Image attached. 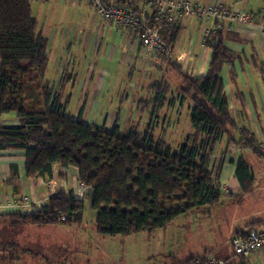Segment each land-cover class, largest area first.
I'll use <instances>...</instances> for the list:
<instances>
[{"label": "trees", "instance_id": "obj_1", "mask_svg": "<svg viewBox=\"0 0 264 264\" xmlns=\"http://www.w3.org/2000/svg\"><path fill=\"white\" fill-rule=\"evenodd\" d=\"M31 1L0 0V116L12 114L17 121V125L0 127V151L24 152L27 179L50 181L54 166L75 168L77 182L91 191L89 207L99 235L126 238L152 234L166 229L182 215L219 203V170L212 175L209 167L214 146L223 138L237 148L264 156L249 132H239L241 137L234 139L238 127L230 117L219 78L223 67L233 60L223 43L239 42L238 36L216 30L204 41L211 58L207 72L199 78L189 76L166 53L158 55L181 81L177 89L181 99L191 104L192 133L172 151L164 139H154L148 130L141 133L135 125L126 131L117 125L100 128L66 114L47 87L49 82L44 81L48 42L32 17ZM117 2L135 11L139 6L128 0ZM150 13L147 12L146 22L159 31L161 42L169 50L179 34L178 23L166 27ZM150 87L152 101L139 107L147 109L153 105L158 111L166 103L170 86L161 79ZM27 93L29 99L25 98ZM236 175L245 188L250 173L243 159L237 163ZM17 183L15 171L10 184L17 188ZM84 210L86 201L57 189L47 204L33 213L0 215V225L11 231L27 226H69L77 223ZM5 246L8 243L0 248ZM197 260L205 263L208 259L193 257L183 264ZM6 262L5 254L0 255V264Z\"/></svg>", "mask_w": 264, "mask_h": 264}, {"label": "crops", "instance_id": "obj_2", "mask_svg": "<svg viewBox=\"0 0 264 264\" xmlns=\"http://www.w3.org/2000/svg\"><path fill=\"white\" fill-rule=\"evenodd\" d=\"M190 1L201 7H208L216 3L226 4L225 6L230 8L243 5L246 8L243 9L251 15L254 21L260 22L263 20L264 24L263 0ZM49 3L50 6L46 11L49 24L46 29H44L45 27L41 29L38 27V29L48 42L46 51L48 67L44 81L49 82L47 87L52 91L53 98L55 97L54 99L58 105L73 120L78 119L85 125H100L103 128H111L116 124L122 131H126L138 121L142 124V127L148 122L149 127H147V130L148 132L151 131L150 134H152L155 127L154 119L157 122V119L162 116L163 122V117L167 112L165 107L160 109L159 113L165 110L162 114H156L157 109L153 107L152 112L147 117L138 113L139 108L133 111L126 109L132 101L137 102L138 106L149 104L152 101V97L149 98L151 95L150 86L145 87L142 91L147 98L142 100L133 98V95L130 94L131 91L125 92L129 94L124 95V91L121 87H118L120 90L115 94L117 107L114 113L111 112L110 107L105 106L103 93L107 91L108 84L111 81L115 86H121L124 82L128 84L126 79L131 78L128 77L130 71L132 75V71L140 72L145 68H151L152 62L156 61L158 56L147 61V67H141L140 65L144 61L142 59V47L135 34L130 29L109 24L102 18L96 17L87 0H51ZM177 25L180 27V31L176 42L170 48L172 61L181 66L182 64L176 60H183L187 69L183 66L182 69L188 71L189 75L194 78L204 76L208 70L211 51L199 39L201 23L195 18H191L178 22ZM239 40V42L224 41L223 47L230 52L233 60L223 67L219 75L223 83L230 117L238 127V131L233 133V137L237 140L241 137L239 132L247 131L255 138L258 145L264 144V36L255 34L249 38L239 37ZM73 43L75 44L74 49L81 54V57L72 52ZM106 65L107 67H105ZM131 87L133 88L130 89ZM129 89L137 90V84L131 82ZM138 90H142V88L140 87ZM172 94H175V91ZM106 100L113 101L109 98H106ZM186 101L187 108H189L187 113L189 118L191 104L189 100ZM176 102V106L179 108V106H183L184 100L179 97ZM123 104H125V107H122ZM146 119L148 121L145 122ZM14 125H17L15 115L0 116V127ZM157 128L156 132L159 137L153 134L154 138L166 140V137H164L166 131L162 127V123ZM191 131L190 128V133H186L183 138L182 136L180 138L184 140L192 133ZM245 150L250 151L264 161V156L256 155L253 151L240 146L237 148L232 143H226L224 138L214 146L212 151L209 170L215 172L219 170V183L222 189L219 204L221 207L225 204L231 207L227 208L228 212L214 215L225 224L227 231L223 237L217 234L210 218V212L205 219H202V231L206 236L207 246L202 248L203 254L201 256H205L206 259L223 260L226 264H242L243 262L245 264H264V252L242 257L244 259L240 260V257L233 255L231 248V239L237 234H242V232L246 234L252 229L256 230L253 224H262L261 222L264 221L263 215H261L264 214V181L257 182V177L250 167V162L240 158L241 156L244 157ZM213 157L215 159L212 164ZM239 158L243 159L249 168L250 180L245 182V188L240 185L236 175ZM218 162L220 164L214 168L213 166ZM24 166L23 151H0V198L9 195L17 203L16 207L8 208L5 206L0 208V215L15 212L20 214L33 213L40 207L45 206L48 198L57 189L71 193V196L76 200L86 201V211H91L86 197L87 195L90 196V193L77 187V170L75 168L60 169L54 166L52 179L44 181L42 178L27 179ZM15 171L18 177V191L10 184ZM55 183L58 188L51 189V185ZM16 191L17 193H15ZM24 199L27 201L24 202ZM251 199H253L252 203L254 202L259 207V213L256 218H243L238 211L243 204L251 201ZM230 211L236 213L234 218ZM93 216L92 212L91 219ZM228 219H231L233 223L228 222ZM54 233L57 232L54 231ZM147 234L142 233L130 237L137 239V237L143 236L145 243L148 241ZM154 234H148L147 237ZM226 237L227 242L225 241ZM97 238L99 243H108V240L98 233ZM0 239L4 241L3 238ZM66 239L67 243L64 245L61 243L47 245L46 249L48 251L44 250V254H42L45 264H67L69 262L65 251L66 249L70 250L71 247L69 246L72 244H69L70 238L68 236ZM180 239L186 241L183 231L180 233ZM121 241V243H124V238ZM6 243L13 244V242L6 241L1 243L0 246ZM142 246L146 248V245L142 244ZM7 247L5 246L4 250ZM85 247L87 248V246ZM33 248L38 252L43 250L40 245L33 246ZM227 248L230 250L224 252ZM17 249L13 248L12 254L2 253L5 254L8 261L5 264H10V260L13 264H37L36 254L32 255L25 252V255L20 256L15 254ZM95 249L94 247V251ZM84 252L83 250L82 254ZM113 252V250H108V253ZM147 257L150 259L153 255ZM185 261L176 264H183ZM106 264H114L112 255L108 256Z\"/></svg>", "mask_w": 264, "mask_h": 264}, {"label": "rangeland", "instance_id": "obj_3", "mask_svg": "<svg viewBox=\"0 0 264 264\" xmlns=\"http://www.w3.org/2000/svg\"><path fill=\"white\" fill-rule=\"evenodd\" d=\"M263 5H264V0H263ZM30 6L32 8L31 9L32 16L38 22V27L40 29L42 27H45L44 29H46V27L49 24V18L47 17L46 11L49 8L50 3H40V2L31 1ZM231 8H232L231 11L241 10L246 12L244 10L246 8L243 5L232 6ZM249 16L254 24L256 25L263 24V20L260 22H256L254 21V19L251 17L250 14ZM199 39L201 40L203 39V30L200 31ZM74 47L75 44L73 43L71 47L73 48L72 52L78 54L81 57V54H79L78 51L74 49ZM141 52H142V59L144 61H142V65L140 66L147 67L148 65L147 61L150 60L145 58L142 48H141ZM182 65L185 69H187L185 67V63ZM105 67H107V65ZM147 73L149 74L148 77H147ZM128 77H131L126 79L128 81V84L124 82L121 86H115L112 84V81L110 82V84H108L107 91L103 93V95L105 96L104 98L105 106L107 105L108 107H110L112 113L115 112V109L117 107L115 94L120 90L118 87H121V89L124 91V92L122 91L124 95L129 94L125 92L131 91L130 94L133 95V98L142 100V99H147L146 94L142 93L145 87L156 84L161 79H166L167 84L170 86V91L168 92L167 96H165L166 103L162 107H165V110L167 112L163 117V122H162V116H160V118L157 119V122L156 119H154L155 127L152 130L153 133L149 135L153 136L154 138L153 134L157 135L156 132L158 130L157 127H159L162 123V127L166 131V136L164 135V137H166L165 141L172 148V151H174V149H178L179 145L183 144L184 141L180 137L182 136L183 138L186 133H190V128H191L189 123L190 117L188 118L187 115L189 111V108H187V101L184 100L183 106H179V108H177L176 106L177 103L176 100H178L180 97L179 92H177V89H179V86L181 85V81L168 67L164 66L162 60L159 58L156 61L152 62L151 68L150 67L147 69L145 68L140 72L132 71V75L130 71ZM191 77L194 78L193 76ZM131 82L137 84V90L135 89L130 90L133 87L129 89V84ZM140 87L142 88V90H138ZM174 91L175 94H172L174 93ZM151 97L152 96L150 95L149 98L151 99ZM25 98L29 99L30 95L27 93ZM106 98L113 99V101L111 100L107 101ZM136 105L137 102L132 101V103L129 104L126 109L128 111L131 110L133 111L139 108L138 113L142 114L144 117H147V115L152 112L153 105H150L149 109L140 108L139 106L138 108H136ZM122 107H125V104H123ZM165 110H163L162 113ZM159 112L160 109L156 111V114H162ZM146 121H148V119H146L145 122ZM133 125L136 126L138 131L143 133L144 131L147 130L148 122L146 125L144 124L143 127L140 122L135 123ZM97 127L101 128L102 126L98 125ZM149 132L151 133V131ZM157 137L159 136L157 135ZM224 139L226 140V138ZM240 158H244V160L250 162V167L252 168L255 176L257 177V182H259L260 180L264 181L263 160L259 159L248 150H245L244 157L241 156ZM212 159H213L212 161L213 164L215 158L213 157ZM210 163H211V158H210ZM219 164L220 163L218 162L213 167L215 168ZM209 171L212 175H215L216 173L215 171L212 170ZM54 187L58 188L56 183L51 185V189H54ZM86 197H87V201H89L90 203V196L87 195ZM252 201L253 199H251V201H247L245 204H243L241 209H239L238 213L240 214L241 217L247 219L250 218L252 219L257 217V214L259 213L260 209L255 205L254 202L252 203ZM172 207L176 208L178 207V205H173ZM230 207L231 206L227 204L221 207V205L217 203L215 205H207L200 209L189 212L185 215L178 217L165 230L156 231V233L154 232L155 234L153 233L154 235L150 237H147L149 236L147 234L146 238H148V241L145 243H144V239L142 238L143 236L137 237V239H133V237L124 238V243H121L122 242L121 240H123V238L120 237H115V238L104 237L106 238V240H108V243L106 242L99 243L96 233L95 219L94 216L91 219L92 212L89 210L88 211L84 210L81 213V215H79V220L77 221V223L76 224L73 223L72 225L69 226H56V227L46 226L43 228L27 226V227L15 228L14 230L11 231L8 230L6 227L0 225V238L4 239V241L0 239V244L6 241L13 242V244H8L6 250H4V247L0 248L1 249L0 254L2 253L12 254L13 248H18L15 254H19L20 256L25 255V252H28L32 255L36 254L35 257L37 258V264H45V261H43L42 259V254H44V250L48 251L46 249L47 245L48 244L54 245L55 243H61L64 245L67 243L66 238L68 236L70 238L69 244L72 245L69 246L71 247L70 250L66 249L65 251V254L68 255V260H69L67 264H106V260L108 256L111 255L114 259V264H176L185 261L189 258L201 256L203 254L202 248L207 246V242H206L207 239L202 231V219H205L206 215L209 212L211 213L210 218L215 226L217 234L222 237L226 234L227 230L225 228V224L222 222L220 218L214 215L228 212L227 208ZM230 213L233 215L234 218L236 213L232 211H230ZM261 215H263L264 218V214ZM241 220L238 221L240 222ZM228 222L233 223L231 219H228ZM261 223L262 224H253V227H255L256 231H264V221H262ZM54 231H56L57 233H54ZM72 231L75 233H73ZM181 231L185 233L186 241L180 239ZM134 240L136 241L134 242ZM225 241L227 242V237L225 238ZM142 244L146 245V248H144ZM36 245L42 246L43 250H41V252L36 251V249L33 248V246ZM229 245H230V240H229ZM85 246L89 248L87 249ZM94 247L97 250L95 249L94 251ZM107 249L110 251L113 250L114 252L108 253ZM83 250L85 251L84 254H82ZM229 250L230 249L227 248V250H225L224 252H227ZM148 255L149 256L153 255V257H150L149 259V257H147Z\"/></svg>", "mask_w": 264, "mask_h": 264}, {"label": "built area", "instance_id": "obj_4", "mask_svg": "<svg viewBox=\"0 0 264 264\" xmlns=\"http://www.w3.org/2000/svg\"><path fill=\"white\" fill-rule=\"evenodd\" d=\"M40 3H49L51 0H32ZM92 7L93 14L109 24L130 29L138 38L146 59L166 53L172 59V54L166 50L161 42L159 31L148 25L145 18L147 12L153 14L155 20L166 27H172L185 19L195 18L201 23L204 42L216 30H222L239 37L258 34L264 36V24L256 25L248 13L241 10L231 11L232 8L216 3L208 7H201L190 0H128L139 4L136 11L117 0H87ZM184 64L183 60H176ZM183 66V65H181ZM258 150L264 154V144L258 145ZM77 187L91 192L82 183ZM24 202L27 200L24 199ZM17 203L9 195L0 198V208L16 207ZM63 221L64 218L62 217ZM236 235L231 241L232 253L236 257H248L264 252V231L250 230L246 234ZM193 264H226L223 260L208 259L205 263L197 260Z\"/></svg>", "mask_w": 264, "mask_h": 264}, {"label": "bare ground", "instance_id": "obj_5", "mask_svg": "<svg viewBox=\"0 0 264 264\" xmlns=\"http://www.w3.org/2000/svg\"><path fill=\"white\" fill-rule=\"evenodd\" d=\"M250 36H247V37H241V38H249Z\"/></svg>", "mask_w": 264, "mask_h": 264}]
</instances>
